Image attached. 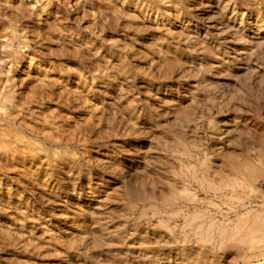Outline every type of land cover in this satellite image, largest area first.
<instances>
[{
	"label": "rangeland",
	"instance_id": "1",
	"mask_svg": "<svg viewBox=\"0 0 264 264\" xmlns=\"http://www.w3.org/2000/svg\"><path fill=\"white\" fill-rule=\"evenodd\" d=\"M147 1L0 3V141L25 140L0 153V264H264L230 240L264 214V0H158V31Z\"/></svg>",
	"mask_w": 264,
	"mask_h": 264
},
{
	"label": "bare ground",
	"instance_id": "2",
	"mask_svg": "<svg viewBox=\"0 0 264 264\" xmlns=\"http://www.w3.org/2000/svg\"><path fill=\"white\" fill-rule=\"evenodd\" d=\"M66 1H68V5L70 6V9L71 10H73L74 12H75V10H77V7H79L78 6V4H79V1L80 0H66ZM2 2V6L4 7V8H6V9H9V10H12L11 12H13L14 11V9L15 10H18V11H20V12H27L28 11V6H30V8L31 9H33L34 11L33 12H36L38 9H39V7H40V4H38V0H0V3ZM85 2V1H84ZM148 2V1H147ZM145 2V4H143L142 6L140 5V9H139V11H140V15L141 16H143V22H148V23H151V25L153 26V28L155 29V30H157L158 31V28H161V27H164V26H167L169 29L171 28V8H170V6L171 5H166V6H168V7H166V9L164 8L163 10H161L160 8H158V6H157V4H158V0H150V2ZM154 2H155V4H154ZM144 3V2H143ZM170 3V2H169ZM168 3V4H169ZM149 4H150V6H149ZM153 4V5H152ZM60 5H63V3H60ZM59 5V6H60ZM67 5V6H68ZM109 5V4H108ZM152 5V6H151ZM65 6L66 5H64L63 7L65 8ZM68 6V7H69ZM105 6V5H104ZM29 8V9H30ZM43 8V7H42ZM41 8V9H42ZM47 8V7H46ZM101 9V8H100ZM46 10V9H45ZM16 12V11H15ZM32 12V11H31ZM48 12V11H47ZM66 12V11H65ZM70 12V11H69ZM68 12V13H69ZM154 12H156V16H154V14L153 13ZM17 13V12H16ZM158 13H159V15H161V18L158 16ZM131 14V13H130ZM134 14V13H133ZM69 15V14H68ZM26 16V15H25ZM50 16V15H49ZM70 16V15H69ZM129 16V15H128ZM138 17V16H137ZM21 18V17H20ZM135 15H132V16H129V20H130V22H133V21H136L135 20ZM13 22H14V20H13ZM35 22V21H34ZM38 22V21H37ZM40 22V21H39ZM53 22V21H52ZM51 22V23H52ZM40 24V23H39ZM67 24V23H66ZM16 25V24H15ZM62 26V25H61ZM67 30V29H66ZM40 32V31H39ZM50 32V31H49ZM37 33V32H36ZM19 34V33H18ZM5 36V35H4ZM2 38H4L3 36H2ZM21 39V38H20ZM257 40V39H256ZM29 41V40H28ZM1 43V42H0ZM12 44V43H11ZM89 44V43H88ZM40 45V44H39ZM69 45V44H68ZM2 46H4L3 44H2ZM20 46V45H19ZM26 46V45H25ZM24 47V46H23ZM69 48V47H68ZM4 49V47H2V49L1 50H3ZM73 50V49H72ZM4 51V50H3ZM2 51V52H3ZM10 51H6V52H4V53H2L0 56H6V54L8 53V54H10L9 53ZM12 52V51H11ZM16 52V51H15ZM22 52V51H21ZM61 52V51H60ZM75 52V51H74ZM1 53V52H0ZM77 53V52H76ZM4 54V55H3ZM23 54V53H22ZM82 54V53H81ZM3 59V58H2ZM1 62V61H0ZM18 62V61H17ZM27 64H28V68H31L32 66H35V65H37V64H35V61H34V58H30V60L28 61L27 60ZM40 65V64H39ZM47 65V64H46ZM109 65V64H108ZM41 67V66H40ZM2 68V67H1ZM36 68V66L34 67V69ZM38 68V67H37ZM32 69H33V67H32ZM39 69V68H38ZM37 69V70H38ZM43 69H45V68H43ZM82 70V69H81ZM2 71V70H1ZM27 71V70H26ZM44 71V70H43ZM25 72V71H24ZM38 72V71H37ZM45 72V76L46 77H48L47 76V74H46V70L44 71ZM26 73V72H25ZM28 73H29V70H28ZM24 74V73H23ZM58 74H60V73H58ZM44 76V75H43ZM62 76V75H61ZM22 77V76H21ZM28 77V76H27ZM58 77V76H57ZM31 78V77H30ZM69 78V77H68ZM2 79V78H1ZM20 79V78H19ZM22 79V78H21ZM47 80V79H46ZM70 80V79H69ZM7 81V80H6ZM50 83V82H49ZM67 83V82H66ZM65 83V84H66ZM59 84V83H58ZM61 85V84H60ZM10 87V86H9ZM12 87V86H11ZM64 88V87H63ZM1 89V88H0ZM9 90V89H8ZM70 91H72V90H70ZM71 94V93H70ZM13 95V94H12ZM14 96V95H13ZM17 96V95H16ZM62 96V95H61ZM3 98H5V97H3ZM1 99V98H0ZM7 99H9V98H7ZM14 99V98H13ZM17 100V99H16ZM1 101V100H0ZM3 101V100H2ZM11 101V98H10V100H9V102ZM13 101V100H12ZM28 101V100H27ZM17 103H21V102H18V101H16ZM6 103V102H5ZM8 103V102H7ZM13 103H14V101H13ZM13 103L12 102H10L9 104H7V105H5L4 107H3V105L1 106V107H3L4 108V110H3V115H5V117H9L10 116V114H11V111H12V109H13ZM16 104V103H15ZM14 104V105H15ZM16 106H17V104H16ZM0 107V108H1ZM58 107V106H57ZM2 108V109H3ZM46 109V108H45ZM17 110V109H16ZM19 110V109H18ZM21 110V109H20ZM19 110V111H20ZM14 111V110H13ZM45 111V110H44ZM28 112V111H27ZM33 112V111H32ZM18 114V113H17ZM28 114V113H27ZM13 116V115H12ZM20 116V115H19ZM54 116V115H53ZM14 118V117H13ZM59 119V118H58ZM12 120V119H11ZM27 120V119H26ZM36 120V119H35ZM41 121V120H40ZM59 121H60V119H59ZM44 121H42V123H43ZM61 122V121H60ZM42 123H40V124H42ZM54 123V122H53ZM52 123V124H53ZM57 123V122H56ZM5 124V123H4ZM36 124V123H35ZM7 125V124H6ZM43 125V124H42ZM44 127V126H43ZM37 128V127H36ZM48 128V127H47ZM53 128V127H52ZM55 128V127H54ZM11 130V129H10ZM57 131V130H56ZM1 132V131H0ZM2 134H3V131L1 132ZM12 133V132H11ZM10 133V134H11ZM13 135V134H12ZM16 135H18V134H16L15 133V136ZM6 136V135H5ZM14 136V137H15ZM7 137H9V135L8 136H6V138ZM14 137H12L13 138V141L15 140L14 139ZM18 137V136H17ZM22 137H24V136H22ZM3 138H5V137H3ZM2 138V139H3ZM9 138H11V135H10V137ZM11 138V139H12ZM1 139V138H0ZM8 139V138H7ZM17 139L18 138H16V141H17ZM22 138H20L19 140H21ZM28 139H30V138H28ZM5 141H6V139H4ZM8 140H10V139H8ZM7 140V145H9V144H16L15 142L14 143H10L9 141ZM4 141V142H5ZM24 138H23V142L22 143H19V141H17L18 143H19V145L18 146H21L23 143H24ZM8 142H9V144H8ZM30 142V141H29ZM17 143V144H18ZM3 144L4 143H2V141H0V153H2L3 154V156L4 155H6V154H8V153H10L11 151H14V150H17L18 148H17V144H16V148H14V150H12L11 149V151H10V148L9 147H7V146H3ZM25 144H28L27 143V141H26V143ZM29 144H31V142L29 143ZM34 144V143H33ZM33 144H31L32 145V147H33ZM2 145V146H1ZM30 145V146H31ZM9 146H11V145H9ZM13 146V145H12ZM15 146V145H14ZM37 146V145H36ZM35 146V147H36ZM23 147H24V145H23ZM26 147H27V145H26ZM26 147H25V150H26ZM41 147V146H40ZM260 147V148H259ZM258 147V159L259 160H261V161H263L262 163H263V165H264V146H259ZM29 148H31V147H29ZM34 148V147H33ZM44 148V147H43ZM21 149V148H20ZM42 149V148H41ZM40 149V150H41ZM19 150V149H18ZM23 150V149H22ZM25 150H23V151H25ZM28 150V149H27ZM32 149H30V151H31ZM39 150V149H38ZM23 151H21V152H23ZM17 152V151H16ZM19 152H20V150H19ZM34 152H36V151H34ZM13 153L14 152H12L11 154H12V156H13ZM232 153V152H231ZM19 154H21V153H19ZM25 154H27V153H25ZM31 153L30 152H28V155H30ZM34 154L35 153H33V157L32 158H34L35 156H34ZM38 154V153H37ZM18 155V154H17ZM22 155V154H21ZM36 155V154H35ZM227 155V154H226ZM230 155V154H229ZM228 155V156H229ZM245 155V154H244ZM1 156V155H0ZM11 156V155H10ZM23 156V155H22ZM29 156V157H30ZM37 156V155H36ZM4 157H7V156H4ZM17 157H20V156H17ZM27 157L28 156H26V159H27ZM31 157H30V159H31ZM226 157V156H225ZM12 158V157H11ZM230 158V157H229ZM231 158H233L232 156H231ZM22 160V159H21ZM62 160V159H61ZM60 160V161H61ZM226 160V159H225ZM258 160V161H259ZM28 161V160H27ZM205 161V160H204ZM261 161H259V162H261ZM68 162V161H67ZM234 159H232V161L229 163L230 164V167H231V165L233 164V168H232V170H236V171H241V179H239V181H240V184H242V186L243 185H245V186H249L250 188L252 187V190H254L255 189V187L253 186L254 184H255V181H256V178H257V175L258 174H256V171L255 170H258V168L257 169H255V165H253V163L251 164V162L249 163L248 162V160L247 161H242V162H234ZM30 163V162H29ZM32 163V162H31ZM203 163V162H202ZM205 163V162H204ZM10 164V163H9ZM202 165V164H201ZM203 166V165H202ZM220 166V165H219ZM212 169H213V167H211ZM228 168H229V166H228ZM216 169V168H215ZM222 169V168H221ZM208 171V170H207ZM226 171V170H225ZM259 171V170H258ZM195 172V171H194ZM217 172V171H216ZM216 172H215V175H216ZM232 172H234V171H232ZM232 172H231V174H232ZM204 173V172H203ZM227 174H228V171H227ZM229 174H230V171H229ZM235 174V173H234ZM239 174V173H238ZM214 176V174L212 175L210 172H207V173H205V174H203V182H206V184H208V187L209 188H211L212 190H214V191H218L219 189H220V184L221 183H224L225 181H221V183H219V181L218 182H216V179L213 177ZM218 176H220V175H218ZM229 176V175H228ZM235 176V175H234ZM237 176H239V175H237ZM259 176V175H258ZM215 179H213V178ZM231 177V176H230ZM236 178V177H235ZM229 179V178H228ZM234 181L235 180H233V181H231V182H233L234 183ZM237 181V180H236ZM227 182H228V180H227ZM232 183V184H233ZM236 183V182H235ZM226 185H229L230 184V180H229V184L228 183H225ZM222 185V184H221ZM235 185V184H234ZM237 185V184H236ZM235 185V186H236ZM238 185H239V183H238ZM227 187V186H226ZM231 187V186H230ZM229 186H228V188H230ZM240 187H241V185H240ZM221 190V189H220ZM175 191V190H174ZM173 191V189H172V193H171V198L172 197H175V192ZM251 191V190H250ZM177 194V193H176ZM254 194V193H253ZM192 196V195H191ZM192 216V215H191ZM212 228V227H211ZM221 228V227H220ZM219 229V228H218ZM223 232L224 231H221V233H222V238L220 239L221 240V244H224V241L227 239L226 238V235L224 236L223 235ZM195 233V232H194ZM218 234V233H217ZM228 235V234H227ZM221 236V235H220ZM231 236V239L230 238H228V239H230V240H234L235 241V244L236 245H239V244H246V246H248L249 247V249H252L253 250V252H254V257H257L258 259H264V214L262 215V213L259 211V213H255V214H253V212L251 211V210H248V211H246L245 213H242L241 215H240V218H239V221H238V224H237V226H236V228H235V231H233V233H232V235H230ZM203 237V236H202ZM224 238H226L225 240H224ZM229 242V241H228ZM231 243V242H230ZM226 244V243H225ZM234 244V243H233ZM229 246V245H228ZM232 246V245H231ZM226 247V246H225ZM224 247V248H225ZM222 248V247H221ZM239 249V248H238ZM233 250V249H232ZM252 257V256H251ZM198 258V257H197ZM250 259V258H249ZM260 259V260H261ZM250 262H252V260H248L247 261V263H250Z\"/></svg>",
	"mask_w": 264,
	"mask_h": 264
}]
</instances>
